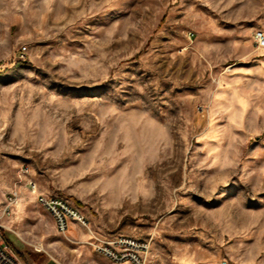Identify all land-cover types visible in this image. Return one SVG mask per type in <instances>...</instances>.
Segmentation results:
<instances>
[{"label":"rangeland","instance_id":"rangeland-1","mask_svg":"<svg viewBox=\"0 0 264 264\" xmlns=\"http://www.w3.org/2000/svg\"><path fill=\"white\" fill-rule=\"evenodd\" d=\"M264 0H0L1 240L21 264H264ZM84 220L65 232L35 196Z\"/></svg>","mask_w":264,"mask_h":264},{"label":"built area","instance_id":"built-area-1","mask_svg":"<svg viewBox=\"0 0 264 264\" xmlns=\"http://www.w3.org/2000/svg\"><path fill=\"white\" fill-rule=\"evenodd\" d=\"M252 38L256 48L264 50V31H254ZM27 189L30 194L35 196L38 204L53 217L58 231L65 232L70 220H77L80 223H84L83 218L68 207L61 199L38 195L35 185L32 183L28 184ZM17 197L18 193L16 191L9 193L3 206L0 208V264H21L11 247L1 240L4 230L1 221L9 215L10 209ZM95 249L98 254L113 262L128 261L132 264H144L147 246L132 238H118L108 243L97 245Z\"/></svg>","mask_w":264,"mask_h":264}]
</instances>
